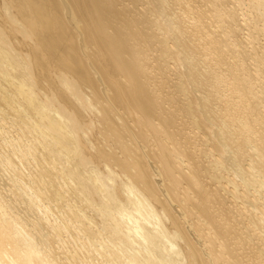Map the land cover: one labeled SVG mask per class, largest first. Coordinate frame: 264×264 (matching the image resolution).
Masks as SVG:
<instances>
[{
    "label": "bare ground",
    "instance_id": "obj_1",
    "mask_svg": "<svg viewBox=\"0 0 264 264\" xmlns=\"http://www.w3.org/2000/svg\"><path fill=\"white\" fill-rule=\"evenodd\" d=\"M0 105V264H264V0H0ZM47 201L84 221L43 255Z\"/></svg>",
    "mask_w": 264,
    "mask_h": 264
},
{
    "label": "rangeland",
    "instance_id": "obj_2",
    "mask_svg": "<svg viewBox=\"0 0 264 264\" xmlns=\"http://www.w3.org/2000/svg\"><path fill=\"white\" fill-rule=\"evenodd\" d=\"M13 115L14 113L12 111L8 112L0 105V193H1L0 204L2 205V208L7 214L17 216L20 219V221L23 224H25L29 222L24 216L26 210L28 209V203L26 202L25 199H20V198L15 199L13 196L12 197L10 196L9 185L11 184L10 180H12L13 177L10 176L9 174H6L4 171L5 170L4 165L6 164L7 156L10 155L13 157L15 155L16 157L17 156L19 157V155L21 154L19 152L20 151L22 152L23 149L26 152V154H28L27 155V158H29L28 162L31 164L33 161L32 156L25 149L28 146V137H25V135H23L22 129H20L21 127L19 124V118L17 117V119H15L16 117L14 116L13 118ZM25 140L27 141V146L25 145L26 142ZM22 141L24 142L22 143ZM20 145L22 147H20ZM30 194H34V191L31 190ZM47 202L48 203L50 202V204H48ZM47 202L46 203L44 202L45 204L43 203L40 205L41 207L40 219L43 221V218L45 217L46 218L45 221L48 223V226L44 227V229L41 230V236L36 241H34L36 249L37 250L40 249L43 255H45L48 251H50V248L45 243V238L46 236H48V231H51V228H53L54 226L61 227L62 229L63 227L65 228L74 227V231L77 233L78 230L76 229V227H79L78 225L81 224L80 220L84 221L82 219L80 220L73 218L71 219L67 214V210H68L67 205H63L62 208L61 206H59L60 208H58L55 203L51 201H47ZM35 204L39 205L37 201H35ZM15 206L17 212H9L10 209H12ZM22 228H27L31 230V228L27 226L24 227L19 225L16 226V231L21 232ZM64 234L63 236L58 238V240L54 245L56 252L58 251L57 248L59 244H69L70 237L68 233L65 232ZM77 240L78 241L76 242L73 248L69 244V248H71V249L68 248L69 252H71L70 255L56 256L57 259L56 261H58V264H72L68 260V259L71 260L70 258L72 256L71 254H74V251L82 249L83 247H86V245H88V243L86 242L87 238L83 237L82 235L78 236ZM20 243L24 247L27 246V243L25 241H21ZM97 246L95 245V243L89 244V247L87 249L89 250L87 257L83 258V260L80 259L77 262L80 263L81 261H83L84 263L81 262V264H109L105 256L101 254V248L99 246L98 248Z\"/></svg>",
    "mask_w": 264,
    "mask_h": 264
}]
</instances>
